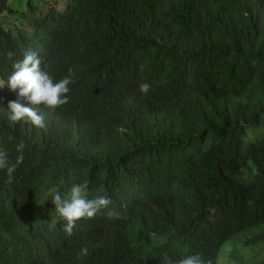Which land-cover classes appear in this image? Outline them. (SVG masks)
Returning a JSON list of instances; mask_svg holds the SVG:
<instances>
[{"label": "trees", "instance_id": "1", "mask_svg": "<svg viewBox=\"0 0 264 264\" xmlns=\"http://www.w3.org/2000/svg\"><path fill=\"white\" fill-rule=\"evenodd\" d=\"M9 2L0 79L31 49L54 82L72 83L66 104L30 105L45 128L12 121L19 90L0 85V151L12 165L25 145L11 179L0 169V264H168L196 253L218 264L235 236L264 229V0H65L23 14ZM14 14L28 31L5 28ZM81 182L87 199L112 203L69 236L52 194L67 198ZM110 209L122 217L108 219ZM246 243L264 245V230Z\"/></svg>", "mask_w": 264, "mask_h": 264}, {"label": "clouds", "instance_id": "2", "mask_svg": "<svg viewBox=\"0 0 264 264\" xmlns=\"http://www.w3.org/2000/svg\"><path fill=\"white\" fill-rule=\"evenodd\" d=\"M12 54L9 53V56ZM13 72L5 81L0 79V85H7L12 90H19L16 100L8 102V108L11 110L10 119L12 121L27 120L37 128H45L44 117L38 114L37 110L30 105H45L50 109H55L68 102L67 93L69 85L72 83L71 75L62 78L58 82H54L53 78L47 71L42 68V61L38 54L28 49L23 55V59L13 63ZM71 74V69H69ZM151 88L149 83H141L139 91L147 93ZM27 102L29 106H25ZM23 142L17 145L16 163L10 165L6 152L0 151V169H7L9 179L16 167L23 162ZM87 182L74 184L71 187L67 198H63L59 191L52 194V202L56 211L67 223L64 225V231L67 235H72L73 228L77 220L87 217L93 218L103 209H108L112 203L111 199L106 196H98L94 199L86 198ZM210 213L214 212V208L209 209ZM123 215L122 212L110 209L106 216L108 219H119ZM88 248L83 247L80 255H88ZM168 264H212L210 260H205L201 254L196 253L185 256L179 261L168 260Z\"/></svg>", "mask_w": 264, "mask_h": 264}, {"label": "rangeland", "instance_id": "3", "mask_svg": "<svg viewBox=\"0 0 264 264\" xmlns=\"http://www.w3.org/2000/svg\"><path fill=\"white\" fill-rule=\"evenodd\" d=\"M56 1L60 2L59 6L54 5V2ZM64 2L65 0H10L9 6L11 9L21 14L28 13V10L31 7L44 13L49 8L61 9V5L62 3L64 4ZM23 21L25 20H22L20 14L7 15V19L4 20V25L6 29L11 28L12 30H15L16 28H22L23 30L28 31L29 26ZM40 39L41 33L39 31L35 30L31 33L30 41L32 44L37 43ZM258 129L263 130V124L260 125ZM252 131L253 128L250 127L248 129V137H250ZM262 230H264L263 227H255V229L245 231L235 236L230 242L223 246L218 257V264H264V245H248L246 243L248 239L253 238ZM164 241V238L159 237L156 239V244L163 243ZM235 241L238 242L233 245ZM231 258L235 259L232 260Z\"/></svg>", "mask_w": 264, "mask_h": 264}]
</instances>
